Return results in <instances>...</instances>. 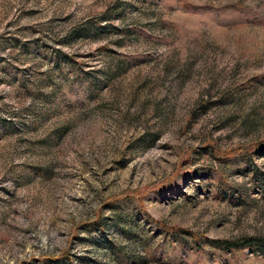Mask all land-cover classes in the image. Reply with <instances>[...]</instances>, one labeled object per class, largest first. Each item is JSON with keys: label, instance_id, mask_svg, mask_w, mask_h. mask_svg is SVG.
I'll use <instances>...</instances> for the list:
<instances>
[{"label": "rangeland", "instance_id": "1", "mask_svg": "<svg viewBox=\"0 0 264 264\" xmlns=\"http://www.w3.org/2000/svg\"><path fill=\"white\" fill-rule=\"evenodd\" d=\"M264 0H0V264H264Z\"/></svg>", "mask_w": 264, "mask_h": 264}, {"label": "trees", "instance_id": "2", "mask_svg": "<svg viewBox=\"0 0 264 264\" xmlns=\"http://www.w3.org/2000/svg\"><path fill=\"white\" fill-rule=\"evenodd\" d=\"M208 242H211L217 247L222 249H236V248H243L249 247L258 250H262L264 252V236H246L240 239H208Z\"/></svg>", "mask_w": 264, "mask_h": 264}]
</instances>
